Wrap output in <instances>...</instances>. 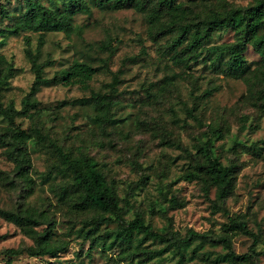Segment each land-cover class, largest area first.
<instances>
[{
  "label": "rangeland",
  "instance_id": "1",
  "mask_svg": "<svg viewBox=\"0 0 264 264\" xmlns=\"http://www.w3.org/2000/svg\"><path fill=\"white\" fill-rule=\"evenodd\" d=\"M48 8L64 11L69 0H40ZM159 0H149L145 10L127 6L114 8L97 0H85L90 10L77 11L73 17L75 30L50 32L44 35L41 59L52 62L45 75L70 66L75 59L86 60L97 68L87 87L81 84L44 86L38 94L40 105L34 118L19 116L16 123L27 130L38 124L45 132L74 154L93 156L109 180L115 182L124 207L125 222L142 214L148 224L159 231H178L186 235L193 228L218 234L229 221L224 212L212 213L215 189L208 196L199 180H188L184 174L193 169L197 146L212 134L209 125L221 127L222 139L213 137L214 152L230 167L235 176L234 190L226 200L233 217L247 220L256 233L258 264H264V110L248 100V86L241 78L228 75L227 53L209 52L207 47L233 42L235 32L220 28L203 42L199 58L189 67L173 61L176 32L166 34L170 20L165 10L154 27L149 14ZM252 0H175L185 4L188 20H201L208 15L232 7H247ZM23 0H0V28L12 26L24 11ZM215 10V12H213ZM30 47L38 48L39 34L0 35V53L14 64L16 74L4 88L5 104L13 102L22 108L35 75L26 55V36ZM245 55L254 69L261 63L259 53L248 44ZM119 81L113 87L114 78ZM210 91V93H206ZM93 93L109 94L115 104L110 120L104 123L91 102ZM198 114L201 121L193 117ZM1 125L7 120L0 116ZM177 144H183L194 155L189 156ZM32 159L30 174L33 186L17 176L6 146L0 143V208L36 210L45 213L53 224V240L63 242L58 256H30L26 252L13 257V264H153L138 258L130 263L121 261L120 248L111 243L108 233L117 228L116 221L102 222L100 233L107 236V245H95L89 254L91 241L81 228H87L95 211L75 210L72 197L60 196V186L68 176L48 175L57 156L49 148L29 141ZM31 187V188H30ZM30 188V189H29ZM178 203L173 205L170 200ZM109 216V214H105ZM47 223L39 226L43 229ZM140 222L134 224L132 240L142 248L163 247L140 233ZM253 237L237 233L234 249L249 251ZM34 240L15 223L0 217V264H8L9 248H27ZM222 245L195 243L187 250L184 264H233ZM160 264H178L177 258L165 254Z\"/></svg>",
  "mask_w": 264,
  "mask_h": 264
},
{
  "label": "trees",
  "instance_id": "2",
  "mask_svg": "<svg viewBox=\"0 0 264 264\" xmlns=\"http://www.w3.org/2000/svg\"><path fill=\"white\" fill-rule=\"evenodd\" d=\"M24 11L18 16L16 22L8 28H0V35L12 33L20 35L22 32H34L39 34L38 48L30 47V37L26 36V55L31 63L32 72L35 75L32 86L22 100V108L17 109L13 102L5 104L2 92L10 79L16 74L14 64L5 54L0 53V116L7 120V125L0 123V143L7 148V154L14 163L17 176L22 178L27 186H33L30 174L32 159L29 150V141L33 140L36 146L51 149L57 156L56 163L50 167L48 175L68 176L65 185L60 186V196L72 197L71 206L75 210L95 211V216L90 220V225L81 228L87 239L91 241V248L98 243L107 245V236L100 233L102 222L116 221L117 228L109 231L113 240L111 243L120 248V260L130 263L138 258L148 262L154 258L153 264H160L165 254L177 258L178 264H184L187 259V250L195 243L222 245L226 249V255L233 264H258L257 256L258 237L248 226L246 219L233 217L226 208V200L234 190L235 176L230 167L224 165L214 152L213 137L222 139L225 135L221 127L207 125L212 134L203 144L197 146L196 161L193 169L188 170L184 177L188 180H199L206 195L215 189V199L212 200V213L224 212L229 221L222 225V231L215 234L211 231L200 232L193 228L186 235L178 231H159L148 224L142 214H138L133 221L125 222L123 218L124 207L120 205V198L115 182L108 179L99 162L88 153L74 154L68 151L59 141L48 132L34 124L30 130L20 127L16 123L19 116L34 118L38 111L40 100L38 94L44 86L62 84L65 86L81 84L87 87L97 68L86 60L75 59L73 63L57 71L52 77L45 75V68L52 62L42 60V46L45 42L44 35L50 32L72 33L75 30L73 23L74 14L77 11H89L85 0H69L68 8L64 11H56L48 8L40 0H23ZM103 5L111 2L114 8L127 6L145 10L150 4L149 0H97ZM151 1V0H150ZM169 14L170 20L166 24V34L176 32L173 49L182 46L187 35L191 32L188 42L172 57L177 64L189 67L190 62L200 57L203 42L209 39L213 32L220 28H231L235 32V40L229 43L212 45L207 47L209 52L227 53L229 58L224 70L228 75L241 78L248 86V100L264 110V0H252L247 7H232L224 12H217L206 16L201 20H188L185 4L176 3L175 0H159L154 10L149 14L151 26L162 17V11ZM215 12V10L213 11ZM248 44H251L261 57V63L252 69L245 55ZM118 77L114 78L113 87L118 83ZM207 94L210 91L206 92ZM91 102L99 113L101 122L110 120L111 110L115 104L109 94L93 93L86 99ZM193 117L201 121L198 114ZM187 155L193 152L183 144H177ZM31 186V187H32ZM30 187V188H31ZM29 188V189H30ZM170 202L175 205L178 200L172 198ZM105 214H109L106 216ZM0 217L15 223L21 231L34 240V244L27 248H9L6 254L9 256L8 264H13V257L26 252L30 256L38 257L50 255L56 257L64 249V243H56L53 240L54 230L49 217L36 210L5 209L0 208ZM140 222V233L159 241L164 246L158 249L142 248L140 243L132 240L131 232L134 224ZM47 223L42 230L38 227ZM237 233H244L253 237V243L248 252L239 254L234 249L233 238ZM205 264H217L208 261Z\"/></svg>",
  "mask_w": 264,
  "mask_h": 264
}]
</instances>
